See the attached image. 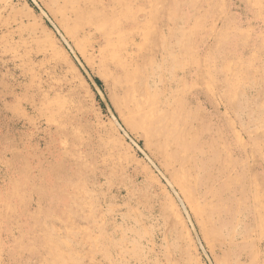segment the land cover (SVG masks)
Instances as JSON below:
<instances>
[{"label":"rangeland","instance_id":"rangeland-1","mask_svg":"<svg viewBox=\"0 0 264 264\" xmlns=\"http://www.w3.org/2000/svg\"><path fill=\"white\" fill-rule=\"evenodd\" d=\"M94 1L131 23L126 54L151 88L182 102L232 232L206 239L171 167L128 130L94 29L84 55L43 0H0V264H264V0Z\"/></svg>","mask_w":264,"mask_h":264},{"label":"bare ground","instance_id":"bare-ground-1","mask_svg":"<svg viewBox=\"0 0 264 264\" xmlns=\"http://www.w3.org/2000/svg\"><path fill=\"white\" fill-rule=\"evenodd\" d=\"M43 2L65 35L84 55L90 38L84 33L86 27L94 29L93 34L103 42L99 62L118 93L115 104L122 120L131 133L145 139L147 147L160 156L167 167H171L175 182L192 204L205 228L206 239L218 236L220 228L231 233L234 224L232 196L227 194L228 187L220 174L208 169L204 144L191 124L186 122L187 115L182 110V102L178 97L163 98L154 91L150 84L152 73L149 74L141 64H137L131 56L126 54L124 37L130 29H133L129 27L131 23L128 21L124 23L125 20L119 18L116 13L108 16L96 6L94 0H43ZM124 3L117 2L121 8L128 4ZM147 26L146 37L144 35L146 43L153 27L151 19L148 20ZM163 101H168L172 108L165 109ZM49 174L53 175L56 172L50 170ZM8 219L9 215L6 213L5 220ZM217 220H219L218 223ZM0 226L3 224L0 223ZM39 226L45 232L47 230L49 232L42 245L43 249L53 254L50 255L51 258L57 261L55 249L57 240L52 232L56 228L54 223L48 225L47 222H41ZM87 257L89 258L88 255ZM63 258L69 261L72 258L71 251L67 250Z\"/></svg>","mask_w":264,"mask_h":264},{"label":"trees","instance_id":"trees-1","mask_svg":"<svg viewBox=\"0 0 264 264\" xmlns=\"http://www.w3.org/2000/svg\"><path fill=\"white\" fill-rule=\"evenodd\" d=\"M95 81H96L97 83H99V81H98L97 79H96Z\"/></svg>","mask_w":264,"mask_h":264}]
</instances>
